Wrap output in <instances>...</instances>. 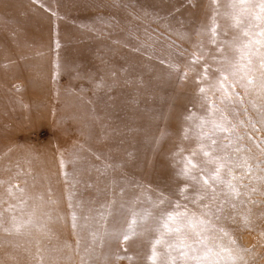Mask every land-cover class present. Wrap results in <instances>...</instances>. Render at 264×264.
<instances>
[{"label":"rangeland","instance_id":"rangeland-1","mask_svg":"<svg viewBox=\"0 0 264 264\" xmlns=\"http://www.w3.org/2000/svg\"><path fill=\"white\" fill-rule=\"evenodd\" d=\"M229 12L227 0H0V264H151L155 233L134 236L133 216L139 233L149 212L221 200L210 259L264 264V69L254 55L252 84L229 75L219 89L218 46L247 40ZM222 114L230 131L212 128ZM201 117L228 145L215 155L240 165L238 198L220 184L215 201L181 194Z\"/></svg>","mask_w":264,"mask_h":264},{"label":"snow or ice","instance_id":"snow-or-ice-1","mask_svg":"<svg viewBox=\"0 0 264 264\" xmlns=\"http://www.w3.org/2000/svg\"><path fill=\"white\" fill-rule=\"evenodd\" d=\"M216 2L217 0H214V3ZM227 7L231 9V12L225 13V15L230 16L233 22L231 27L238 28L241 36L246 37L247 40H242L239 44L222 41L217 48V51L221 54L217 62L221 66L216 69L220 73V79L216 83L219 89L224 90L225 94H227V88H225L224 82L228 81L229 75L237 78L230 84L232 88H235L236 83L241 80L247 79L248 84L254 82L247 74V70L252 64V56L258 55L260 57V68L264 69V52L260 51L264 49V0H227ZM213 21H215V17H213ZM217 28L218 25L214 22L210 29L213 43L216 42ZM254 29L255 31H253ZM235 39L234 37L233 40ZM225 46L233 48L238 54L235 60L225 52ZM200 59V57H197L192 63H198ZM212 59L217 60V57L213 56ZM207 75L208 67L205 65L204 78H207ZM241 87H244V85L241 84ZM262 87H264V84H262ZM199 91L204 93L206 89L201 87ZM214 107L213 105L210 111L214 110ZM186 119L194 120L195 116L194 114L189 115ZM226 120L227 118L223 114L219 121L211 120L212 128L220 132L230 131L226 125ZM208 122L206 118L201 117L200 123L194 125V128L198 130L193 131V135L197 140L196 147L190 149L189 155L182 157L183 166L177 172L178 176L191 182V184H186L180 189L182 195L187 192L189 187L195 186V195L191 198L193 204H199L205 200L209 190L213 192L212 201H215L217 197L214 185L216 184L225 186L227 191L224 194L226 196L238 198L241 195L239 189L232 182L236 179L234 168L240 167V165L234 164L227 155H215L217 151L228 147V145L214 138V133L210 134L209 131L204 130L205 124ZM190 130L185 129L184 139L189 138L188 132ZM183 151L184 149L181 148L180 152ZM201 155L203 159H196ZM225 175L229 179H225ZM184 199L188 200L189 197L184 195ZM165 203L171 206L173 202L166 201L162 197L157 207ZM225 203H227L226 200H221L217 204L215 212H212L208 204H204L203 208L205 210L197 214L190 212L186 205L182 206L177 201L172 210L160 208L157 213L149 212L146 218H142V222L146 227H142L139 233L135 231L134 226L137 224V220L134 216L130 220V227L134 236L144 237L148 233H155V237L149 240L151 255L148 259L151 264H218V261L210 259V254L213 252L210 241L213 238L207 233L209 225L212 223L209 218L210 215L223 212ZM231 206L234 208L235 204ZM148 218L151 219V224H148ZM216 219L219 220L220 216L216 215ZM219 231L225 236L229 235L223 228H220ZM134 236L125 234L122 240L123 242H129ZM230 243L234 244L235 241L230 240ZM220 249L221 251H228L223 246H220ZM198 251L200 254L196 255L195 253ZM216 255H219V253H216Z\"/></svg>","mask_w":264,"mask_h":264}]
</instances>
